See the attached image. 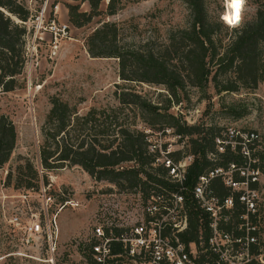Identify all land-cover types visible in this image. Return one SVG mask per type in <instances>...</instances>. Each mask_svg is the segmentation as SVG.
<instances>
[{
	"label": "rangeland",
	"instance_id": "1",
	"mask_svg": "<svg viewBox=\"0 0 264 264\" xmlns=\"http://www.w3.org/2000/svg\"><path fill=\"white\" fill-rule=\"evenodd\" d=\"M28 14L25 22L11 19L22 26L24 36V65L16 77V86L8 92L0 91V115L6 117L14 126L15 143L7 162L0 168V264H45L41 242L29 246L20 244L19 232L8 222L13 214L22 210L23 204L18 195L27 194L31 212L41 217L44 198L51 203L47 216L55 214L58 228V257L55 264H67L69 255L81 248L80 240L90 229L100 194L114 188L105 181H94L77 166H63L49 172L39 165V129L49 109V99H57L74 107L78 115L90 108L116 106L114 92L117 87L132 89L143 98L154 103L167 105V94L163 86L142 83H122L117 76V61L112 58H90L86 53L85 41L93 29L102 22L114 23L118 30V45L139 46L146 42L157 48L164 43L170 30L182 28L188 20L184 0H118V9L112 16H105V2L100 4L99 15L91 22L74 27L67 21L66 6H77L79 12H88L84 0H15ZM253 0H242L239 8V21L228 25L222 15L232 9V0H204L207 15L219 19L229 28H236L254 18ZM264 10V0H260ZM65 30L61 32V27ZM54 28V30H52ZM232 35L220 29L218 38L226 42ZM262 82L255 88H241L234 93H216L212 85L197 88L185 85L176 103H170L168 113L188 125L201 124L216 126L227 137L225 144L234 143L230 138L237 136L243 142L240 151L249 155L259 153L264 157V50ZM123 120L135 130L145 135L150 142L158 141L159 126L148 128L137 114L125 112ZM256 137L246 141L245 135ZM160 134V141L164 138ZM185 143V141H184ZM242 145V144H240ZM183 143L172 144V152L182 149ZM219 151V149H217ZM186 156V155H185ZM27 161L36 172H25L18 177L15 168ZM248 162L249 160L246 159ZM134 167L129 162L121 165ZM154 167V166H153ZM151 167V168H153ZM247 163L239 168L250 176ZM145 166L144 170L153 176L160 174ZM10 181L5 185L6 173ZM234 175V171L230 174ZM19 178V180H18ZM255 205L262 204L264 211V167L256 175ZM30 184V188H25ZM127 190H131L126 188ZM130 204L135 206V195H129ZM61 208L60 211L58 209ZM18 209V210H17ZM258 219L264 229V212Z\"/></svg>",
	"mask_w": 264,
	"mask_h": 264
},
{
	"label": "trees",
	"instance_id": "2",
	"mask_svg": "<svg viewBox=\"0 0 264 264\" xmlns=\"http://www.w3.org/2000/svg\"><path fill=\"white\" fill-rule=\"evenodd\" d=\"M88 12H79L77 6H66L67 21L74 27H82L99 15L103 0H84ZM254 18L239 27L229 28L219 19L210 18L204 8V0H184L188 20L184 27L170 30L163 44L157 48L146 42L139 46L118 45V30L114 23L102 22L93 29L85 41L90 58H112L117 61L118 79L124 83H142L163 86L167 105L143 98L132 89L117 87V102L113 107L90 108L78 115L74 107L51 97L49 109L40 126L38 158L41 170L49 172L63 166H77L94 181H105L123 191L140 190L145 193L149 184L163 185L165 169L152 166L154 157L147 154L145 135L138 132L123 117L125 112L137 114L150 129L154 126L169 128L185 137L182 149L192 156L186 169V184L190 187L204 172L229 164L235 167L248 165L249 171L263 172L264 157L259 153H242L241 139L221 134L216 126L188 125L169 114L170 103H176L180 91L187 84L203 90L212 85L216 93H234L241 88H255L262 82L264 50V10L260 0H253ZM118 9V0H106L105 16H112ZM11 17L25 22L28 14L15 0H0V91L8 92L16 86V77L24 65L25 30ZM220 29L232 35L226 42L218 38ZM251 141V140H250ZM15 143L13 124L0 115V168L7 162ZM220 148V151H217ZM182 150L171 152L168 157L179 161ZM248 159L249 161L246 162ZM132 162L134 167H122ZM155 169L159 176L144 170ZM153 167V168H151ZM18 177L25 172L33 177L36 172L27 161L15 168ZM10 172L4 182L9 184ZM234 180L241 181L238 174ZM19 180V178H18ZM26 184L25 188H30ZM218 197L226 196L227 189L218 179L211 182ZM255 190L256 183H249ZM129 188L131 190H127ZM237 211L240 206L233 198ZM264 203V201H263ZM258 209L262 204L258 205ZM264 212V211H263ZM198 219L205 225V217L194 206L188 212L189 239L198 228Z\"/></svg>",
	"mask_w": 264,
	"mask_h": 264
},
{
	"label": "built area",
	"instance_id": "3",
	"mask_svg": "<svg viewBox=\"0 0 264 264\" xmlns=\"http://www.w3.org/2000/svg\"><path fill=\"white\" fill-rule=\"evenodd\" d=\"M64 30L62 26L60 31ZM157 137L154 142L145 138L146 151L154 157L152 166L165 169L161 178L164 184H149L145 193L138 189L133 194L120 193L112 188L100 194L90 229L80 240L81 248L68 256L67 264H264V229L258 219L255 192L248 187L258 172L251 171L248 176L241 167L229 164L225 169L204 172L189 187L186 169L192 156L186 155L177 162L168 157L172 144H184L186 138L169 128ZM245 137L250 141L256 136L250 133ZM233 171L241 181L231 177ZM214 179L227 189L226 196L215 195L211 187ZM129 195H135V206L130 204ZM17 197L23 208L8 223L19 232L20 244L41 242L45 255L42 262L55 264L58 228L55 214L47 216L50 198H44L38 218L30 210L27 194ZM190 206L205 217L206 223L203 225L198 219V228L189 239Z\"/></svg>",
	"mask_w": 264,
	"mask_h": 264
},
{
	"label": "bare ground",
	"instance_id": "4",
	"mask_svg": "<svg viewBox=\"0 0 264 264\" xmlns=\"http://www.w3.org/2000/svg\"><path fill=\"white\" fill-rule=\"evenodd\" d=\"M236 10L234 7H232L230 12H226L222 15V19L225 23H227L228 25H234L239 21V16L240 14H238V19L236 18ZM225 17H228V19H225ZM229 20H233L234 22H229Z\"/></svg>",
	"mask_w": 264,
	"mask_h": 264
},
{
	"label": "snow or ice",
	"instance_id": "5",
	"mask_svg": "<svg viewBox=\"0 0 264 264\" xmlns=\"http://www.w3.org/2000/svg\"><path fill=\"white\" fill-rule=\"evenodd\" d=\"M242 0H232V6L235 8L236 10V18L238 19V14H239V8H240V4H241ZM225 19H228V17H225ZM229 22H234L233 20H229Z\"/></svg>",
	"mask_w": 264,
	"mask_h": 264
},
{
	"label": "water",
	"instance_id": "6",
	"mask_svg": "<svg viewBox=\"0 0 264 264\" xmlns=\"http://www.w3.org/2000/svg\"><path fill=\"white\" fill-rule=\"evenodd\" d=\"M222 19V18H221Z\"/></svg>",
	"mask_w": 264,
	"mask_h": 264
}]
</instances>
